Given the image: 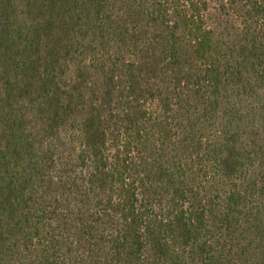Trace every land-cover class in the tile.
<instances>
[{
	"label": "trees",
	"instance_id": "obj_1",
	"mask_svg": "<svg viewBox=\"0 0 264 264\" xmlns=\"http://www.w3.org/2000/svg\"><path fill=\"white\" fill-rule=\"evenodd\" d=\"M263 99L264 0H0V264H264Z\"/></svg>",
	"mask_w": 264,
	"mask_h": 264
},
{
	"label": "rangeland",
	"instance_id": "obj_2",
	"mask_svg": "<svg viewBox=\"0 0 264 264\" xmlns=\"http://www.w3.org/2000/svg\"><path fill=\"white\" fill-rule=\"evenodd\" d=\"M233 40H234V38L231 37V41H233ZM250 102H251V100H250ZM253 141L256 143V145H261V144L264 145V123L261 124V127L259 129V136H257V137L255 136Z\"/></svg>",
	"mask_w": 264,
	"mask_h": 264
}]
</instances>
